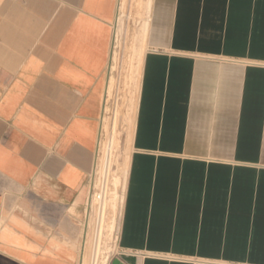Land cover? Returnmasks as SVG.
Instances as JSON below:
<instances>
[{
    "label": "crops",
    "instance_id": "crops-1",
    "mask_svg": "<svg viewBox=\"0 0 264 264\" xmlns=\"http://www.w3.org/2000/svg\"><path fill=\"white\" fill-rule=\"evenodd\" d=\"M123 1L0 0V264H78ZM141 1L112 259L264 264V0Z\"/></svg>",
    "mask_w": 264,
    "mask_h": 264
},
{
    "label": "rangeland",
    "instance_id": "rangeland-1",
    "mask_svg": "<svg viewBox=\"0 0 264 264\" xmlns=\"http://www.w3.org/2000/svg\"><path fill=\"white\" fill-rule=\"evenodd\" d=\"M124 1L121 4L113 38L108 93L110 106L107 108V116L103 122L96 164L88 189L83 229L86 224L87 229L91 228L92 233L87 230L83 264H110L117 250L116 231L129 155L130 136L128 135L131 132L138 89V85L128 78V72L135 60L133 56L140 55L142 51L140 43L143 39L142 13L146 10V3H142L141 0L138 1L136 8L131 5L129 7L128 1ZM140 20L142 22L138 28ZM113 222L115 230L112 233ZM80 245L81 243L79 250Z\"/></svg>",
    "mask_w": 264,
    "mask_h": 264
},
{
    "label": "bare ground",
    "instance_id": "bare-ground-1",
    "mask_svg": "<svg viewBox=\"0 0 264 264\" xmlns=\"http://www.w3.org/2000/svg\"><path fill=\"white\" fill-rule=\"evenodd\" d=\"M149 1H150V0H148L147 3H149ZM147 7H148V4H147ZM148 8H149V7H148ZM145 9H146V8H145ZM147 10H148V9H146L145 12H147ZM145 18H146V17H145ZM145 18H144V19H145ZM144 23H146V20H145ZM145 26H146V24H145ZM145 26L143 25V28H142V29H143V36H142V37H144L145 32H146V31H145V29H146ZM141 32H142V30H141ZM144 39H145V38H144ZM144 41H145V40H144ZM144 44H145V42H144ZM144 47H145V46H144ZM111 49H112V48H111ZM140 55H142V51H140ZM113 56H114V55H113ZM140 57H141V56H140ZM140 57H139V61H140ZM139 64H140V63H139ZM136 69H137V68H136ZM139 70H140V69H139ZM113 71H114V70H113ZM136 72H137V71H136ZM134 76H136V75H134ZM134 79H135V78H134ZM137 80H138V79H137ZM135 83H136V82H135ZM137 85H138V84H137ZM97 145H98V144H97ZM95 164H96V163H95ZM101 165H102V164H101ZM93 168H94V167H93ZM99 168H100V167H99ZM92 170H93V169H92ZM102 171H103V170H102ZM103 173H104V172H103ZM126 175H127V174H126ZM93 176H94V175H93ZM125 178H127V177H125ZM102 180H103V179H102ZM91 181H92V180H91ZM97 182H98V181H97ZM99 184H100V183H99ZM92 185H93V184H92ZM95 186H96V185H95ZM93 195H94V194H93ZM123 196H124V195H123ZM90 198H91V197H90ZM97 199H98V197H97ZM100 200H101V199H100ZM90 202H91V201H90ZM90 202H89V203H90ZM98 202H99V201H98ZM89 203H88V204H89ZM101 203H102V201H101ZM93 204H94V203H93ZM95 204H98V203H95ZM95 204H94V205H95ZM99 204H100V203H99ZM99 204H98V205H99ZM89 205H90V204H89ZM100 205H101V204H100ZM96 206H97V205H96ZM91 209H92V208H91ZM99 209H100V208H99ZM87 214H88V213H87ZM87 214H86V215H87ZM91 216H92V215H91ZM87 217H89V216H87ZM85 218H86V217H85ZM88 220H89V219H88ZM98 222H99V221H98ZM82 227H83V226H82ZM90 227H91V226H90ZM96 228H97V227H96ZM96 228H95V230H96ZM88 229H89V227H88ZM88 229H87V226H85L83 230H82V228L80 229V230L83 231V233H82L83 235L81 234V235H82V239H80L81 242L79 241V242L81 243V245H80V250L78 251V252H79V258H77V259H79V260H77V261H78V262H77L78 264H83V262H84V260H85V258H84V256H85V255H84V251H85V250H84V249H85V244H87V243H86V239H87L86 237H87V230H88ZM90 229H91V228H90ZM90 229H89V230H90ZM93 229H94V228H93ZM90 231H91V230H90ZM93 231H94V230H93ZM97 232H98V231H97ZM97 232H96V233H97ZM111 232H112V231H111ZM91 233H92V231H91ZM91 233H90V234H91ZM96 235H97V234H96ZM95 237H96V236H95ZM94 242H95V241H94ZM80 243H78V244H80ZM86 247H87V245H86ZM77 248H78V247H77ZM91 260H92V259H91ZM75 262H76V261H75ZM85 264H86V263H85Z\"/></svg>",
    "mask_w": 264,
    "mask_h": 264
},
{
    "label": "water",
    "instance_id": "water-1",
    "mask_svg": "<svg viewBox=\"0 0 264 264\" xmlns=\"http://www.w3.org/2000/svg\"><path fill=\"white\" fill-rule=\"evenodd\" d=\"M110 264H123V263L119 260V258H113Z\"/></svg>",
    "mask_w": 264,
    "mask_h": 264
},
{
    "label": "built area",
    "instance_id": "built-area-1",
    "mask_svg": "<svg viewBox=\"0 0 264 264\" xmlns=\"http://www.w3.org/2000/svg\"><path fill=\"white\" fill-rule=\"evenodd\" d=\"M111 262V261H110Z\"/></svg>",
    "mask_w": 264,
    "mask_h": 264
}]
</instances>
